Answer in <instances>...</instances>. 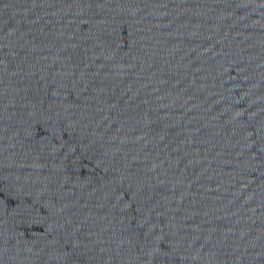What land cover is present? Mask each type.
<instances>
[{"label":"water","instance_id":"obj_1","mask_svg":"<svg viewBox=\"0 0 264 264\" xmlns=\"http://www.w3.org/2000/svg\"><path fill=\"white\" fill-rule=\"evenodd\" d=\"M0 264H264V0H0Z\"/></svg>","mask_w":264,"mask_h":264}]
</instances>
